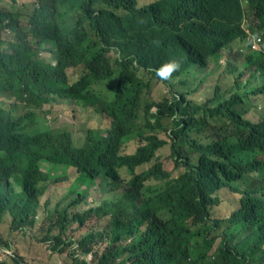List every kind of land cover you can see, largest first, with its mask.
<instances>
[{
  "label": "trees",
  "instance_id": "obj_1",
  "mask_svg": "<svg viewBox=\"0 0 264 264\" xmlns=\"http://www.w3.org/2000/svg\"><path fill=\"white\" fill-rule=\"evenodd\" d=\"M30 4L33 11L26 15L0 7V31L14 33V43L0 47V93L17 101L10 110L0 107V222L8 215L14 231L32 226L39 197L45 185L57 182L60 166L103 177L107 191L114 192L119 168L132 173L165 144L145 133L170 131L171 157L184 172L171 180L155 163L134 175L122 196L75 218L80 225L90 214L110 218L98 238L89 234L81 240L83 252L98 239L107 246L96 264H264V161L259 159L264 156V117L256 124L243 119L238 93H215L203 105L186 97L196 75L205 74L211 63H223L233 44L246 42L250 50L255 42L250 38L257 34L264 43V0ZM247 14L251 21L246 25ZM21 17L26 26H20ZM41 52L50 53L55 65L40 60ZM173 60L180 65L177 82L183 92L151 102L146 93L152 69ZM76 66L84 72L68 85L65 70ZM251 93H264V86ZM64 100L109 115L106 136L88 130L82 147L75 148L66 131L29 124L31 111L17 114L18 106L35 110ZM136 138L146 144L134 155L121 156L124 143ZM223 187L241 195L240 207L227 220L211 219L209 209L218 204L213 195ZM57 227L54 241L62 251L59 220ZM243 227L254 230L232 242L234 231Z\"/></svg>",
  "mask_w": 264,
  "mask_h": 264
},
{
  "label": "rangeland",
  "instance_id": "obj_2",
  "mask_svg": "<svg viewBox=\"0 0 264 264\" xmlns=\"http://www.w3.org/2000/svg\"><path fill=\"white\" fill-rule=\"evenodd\" d=\"M3 8H10L16 2L18 5L30 4L33 0H0ZM154 0H139V5H144ZM33 11V5L30 4L28 14ZM251 21V16L246 15V25ZM247 27V26H246ZM11 35V34H8ZM246 42H236L232 46L231 51H226L222 58L223 63L215 66L213 63L209 65L210 73L205 78V82L199 87V90L191 96V99L196 103H203L213 94L215 87H219L222 93H226L229 89H234L235 84L240 83L241 87L244 86L245 81L249 78V75L257 68L255 63H252L250 68L245 66V60L249 56V51L246 49ZM254 51V50H252ZM110 58H113V53H110ZM47 62H50V57L46 54L42 55ZM226 60L230 62L226 64ZM233 69H235L233 71ZM242 73V76L238 75ZM81 74V68H70L67 70L68 81L73 83ZM201 75L197 76V82L201 79ZM169 87L164 84L156 83L152 86L149 97L154 101H159L165 96H169ZM1 103H7L0 97ZM249 107L250 110L245 114V118L251 122H257L264 115V96L253 97L250 96L245 107ZM38 124H46L51 129L66 130L68 131L74 140L75 145L79 146L82 142L83 134L86 129H100L105 131L110 127V118L104 114L96 113L93 109H83L77 107L68 102L60 104H48L42 107L41 112L38 113V117L35 118ZM161 138H165L164 135H160ZM138 143L136 141L130 142L123 147V154H132L137 148ZM157 160H159L163 169L170 172L171 177H177L182 170H175L170 158L169 145L164 146L156 153ZM150 165L143 166L136 169V173L147 169ZM47 165H42V170L46 171ZM122 186L126 185V182L130 179V175L124 170H119ZM79 175L75 173V170L69 168L66 171L65 178L58 184L47 185L45 194L40 199V209L36 218V224L32 229H27L23 232H11L9 230V220L6 218L0 224V261L6 264H14L11 258L5 256L3 251L7 250L20 257L23 264H72L71 256L77 254L81 257V253L75 244L64 247L62 253L52 252L48 242H43V238L46 236H54L59 233L57 227V221L59 215L64 208L67 207L66 218L67 221L64 226V232L62 239L64 241H72V243L79 241L83 236L89 232L100 233L108 225L107 218L98 220L96 218H89L83 226H79L77 222L71 221V217L75 214L81 215L87 209L97 206L98 202L102 199L110 197L107 194H101L99 190L100 179H95L91 185H82L77 183ZM75 189L78 192L85 194V201L76 206H69L72 199L76 197L75 193H71V189ZM121 191V190H120ZM220 199V204L217 207L212 208L211 216L213 218H227L238 207L239 196L233 195L226 189L220 190L217 193ZM236 225H231L230 229L233 230ZM254 229L250 228H237L234 231L232 242L237 241L244 235H250ZM4 242L9 244V248L6 249L2 246ZM104 244L98 243L93 246L92 253H101ZM86 260L91 264L92 257L88 255Z\"/></svg>",
  "mask_w": 264,
  "mask_h": 264
},
{
  "label": "clouds",
  "instance_id": "obj_3",
  "mask_svg": "<svg viewBox=\"0 0 264 264\" xmlns=\"http://www.w3.org/2000/svg\"><path fill=\"white\" fill-rule=\"evenodd\" d=\"M1 6H2V3H1V1H0V7H1ZM29 8H30V4H29V5H28V4H21V5H18L16 2H14V5H12L10 8H6L5 11H8V12H10V13H16V12L19 11V12L21 13V15H26V14L28 13ZM24 19H25V17H21V18L19 19V24H20L21 27L26 26V23L24 22ZM8 34H11V35H8ZM250 39H251V40H255V42L250 46V50H248V51H249V56L246 58L244 64H245L246 68L249 69L250 66H251V64H252V63H255V64L257 65V68H256V70H255L254 72H252V73L249 75V78L247 79V81H245L243 87H241L240 83L237 82V83L235 84V88H234V89H229V90H227L226 93H222L219 87H215L214 90H213V94H212V96H211L210 98H208V99H207L205 102H203V103H196L195 101H193V100L191 99V96H192L193 94H195V93L199 90V87L205 82V78H206L207 75L210 73L209 70H208V71L206 70V73H205V74H201V73L197 74L196 77H195V81H194L193 83L190 84L189 89H188V90L190 91V93L186 96L187 99H188L189 101H191L192 103H194V104H197V105H203V104L207 103V101H209L210 99H212V98L214 97L215 93H217L218 95H221V96H223V97H229L230 94H232V93H238V94H241L242 97H243V103H242V106H241L242 117H243V119H245V120L251 122L250 120H248L247 118L244 117L245 114L250 110V108H249L248 106L245 107V104H246V102H248L250 96H253V97L262 96V95L264 96V93L257 94V95H254V94L251 93V90H252V89H256V88H258V87H263V86H264V43H262L261 39H259L258 34H257V35H253V36H251ZM0 41H1V45H0L1 50H5V48L7 47V43H8V42H10V43H14V33H13L11 30H8V29H3V30H1V31H0ZM252 50H254V51H252ZM43 54H46V55H48V56L50 57V62H47L44 58H42V55H43ZM39 59L42 60V61H44V62H45L46 64H48V65H51V66H54V65H55V61L53 60L52 55H51L50 53H48V52H41V53L39 54ZM179 66H180V65H179V62L173 60V61H165V62H162V63L158 64L156 67H154V68L152 69V72H153V76H154V77H153V83H152V85L150 86V88L148 89V91H147V93H146V97H147L148 100H150L151 102H154V103H158V102H161L163 99H171L172 96H176V93H177V92H183L182 87H181V86L178 84V82H177V81H178V75H177V72H178V70H179ZM70 68H81V74H80V76L77 78V80L82 76V74H83V72H84L83 66H76V67H69V68H67V69L65 70V75H66V78H67V83H68V85H72V84H74V83L77 81V80H75L73 83H70V82L68 81L67 70L70 69ZM234 70H235V69H233V71H234ZM198 75H201V76H202L201 79L199 80V82H197V76H198ZM241 76H242V73H240V74L238 75V79H239V77H241ZM157 82L160 83V84H164L165 86L169 87L172 91H170L169 96H165V97L161 98L159 101H154V100H152V99L149 97V92H150L152 86L155 85ZM100 88H101V87H96V89H100ZM0 94L2 95V98H3L5 101H7V103H1V101H0V107H1L2 109L10 110V109L12 108V105L15 104V103H17V101L15 100L14 97L7 98L3 93H0ZM63 102H68V103H70V104H73V105H75V106H77V107H80V108H83V109H88V108H90V109H93L96 113L106 115V116H107L108 118H110V120H111V121H110V127H109L108 129H106L105 131H102V130H100V129H86V130L84 131V134H83V138H82V142H81V144H80L79 146H77V145H75V143H74V140H73L72 135H71L68 131H66V130H56V129H51V128H50L48 125H46V124H38V123H37V121L35 120V118L38 117V113L41 112L42 107H43L44 105H48V104H60V103H63ZM29 111H31V112L34 114V116L31 117V118L28 120L29 124L36 125V126H40V127L46 126V127H48L50 130H52V131H66L67 133L70 134L71 139H72V142H73V146H74L75 148H80V147H82L83 142H84V138H85V135H86V132H87L88 130H96V131H100V132H102L103 137H105L107 131L110 130V128H111V124H112V118H111L109 115H107L106 113L99 112V111H97L94 107H83V106L78 105V104H76V103H74V102H72V101H69V100H64V101H59V102H53V103H45V104L41 105V107H40L39 109H35V110H24V109L20 108V106H18V108H17V114H18V115H24L26 112H29ZM156 111H157V107L152 106V108L150 109V113L155 114ZM263 117H264V115L261 117V119H260L259 121H257V122H251V123L256 124V123L260 122V121L262 120ZM145 135H155V136H157V138H158L159 140L164 141L165 144H164L162 147H160L159 149L156 150V152H155V154H154V158H153L149 163H146V164H143V165H141V166L136 167V168L133 170L132 173L129 172V170H128L126 167H121V168H119V169L117 170V173H118L119 178H120V183H119V186L117 187V189H116L114 192H108V191H107V187H106V182H107V181H106V179L103 178V177L89 178V177H87V176L84 175V174L78 173V172L76 171L75 167L69 166V167H67V168H64V167L60 166V172H59L58 176H56V177H57V182H54L53 180H51L49 183H51V184H58V183L62 182L63 179L65 178L66 171H67L69 168H72V169L75 170V173H77V174L79 175V178H78V180H77V183H80V184H82V185H85V184H87V185H91L95 179H100V181H101L100 184H99V190H100V193H101V194H107V195H110V197L104 198V199H102L100 202H98L97 206L87 209V210H86L85 212H83L81 215H78V214L73 215V216L71 217V219H70L71 221H73V222H77V223L79 224V222H78L77 220H75V218H77V217H82V216H83L85 213H87V211H89L90 209H96L97 207L100 206V204H101L104 200H109V199H112V198H115V197H120V196H122L124 190H125V189L127 188V186H128V182L132 179V177H133L134 175H138V174H140V173H142V172H144V171H147V170H148L149 168H151L155 163H160V164H161L162 170L165 171V172H167V173L169 174V179H171V180L177 179V178H178V177L184 172V168H182V167L176 168V167H175V165H174V160H173V158L171 157V149H170V131H167V132H158V131H155V132H146ZM160 135H164L165 138H161ZM133 141H136V142L138 143V146H137V148L135 149V151H134L132 154H123V153H122L123 147H124L126 144H128V143H130V142H133ZM145 144H146V142H145L144 140H139V139H137V138H136V139L129 140V141H127L126 143H124V145L122 146V148H121V152H120V155H121V156H131V155H134L135 152L137 151V149H138L139 147L145 145ZM166 145H169L170 158H171L172 163H173V168H174L175 170H180V169L182 170V172H181L177 177H175V178H172L170 172L164 170V169H163V165H162V163H161L159 160H157V156H156L157 151L160 150V149H162V148H163L164 146H166ZM259 159L262 160V161H264V156H261ZM42 164H43V163H41V165H42ZM146 165H150V166H149L147 169H144V170L140 171L139 173H136V172H135L136 169L141 168V167L146 166ZM120 169H124V170L130 175V179L126 182V185H125L124 187L122 186V179H121V175H120V172H119ZM49 183H48V184H49ZM152 183H154V182H148L147 184H152ZM48 184H47V185H48ZM47 185H45V191H44L43 194L39 197L38 210H37V213H36V215H35V217H34V223H33L32 226H27V227H25V228H22V229H19V230L14 231V230L11 229V226H10V224H11V219H10V217H9L8 215H6V216H4V217L2 218L0 224L4 221V219L7 218V219L9 220V230H10L11 232H23V233H25L27 229H32V228L35 226V224H36V218H37V215H38V212H39V209H40V199H41V197L45 194V192H46V190H47ZM223 189H226L228 192H230V193L233 194V195H238V196H239L238 207H237V209H236L235 211H233V212H232L227 218H224V219H223V218H213V217L211 216V210H212V208L219 206V204H220V199L218 198L217 193H218L220 190H223ZM120 190H121V191H120ZM70 192H71V193H75V194H76V197H75L74 199H72V201H71V203L69 204V206H76V205L81 204L82 202L85 201V194H84L83 192H78V191H76L74 188L71 189ZM213 196H214L215 198L218 199V204L215 205V206H212V207L209 209V214H210V218H211V219H215V220H227V219H228V218H229L234 212H236V211L239 209V207H240V199H241V195L238 194V193L231 192V191H230L228 188H226V187H223V188H220L219 190H217ZM66 212H67V207L64 208L63 211H62V212L60 213V215H59V223H60V228H61L60 239H61V241H62L61 244L63 245V250H62V251H59V250H60L59 246H56V245H55L54 238L56 237V235H54V236H46V237L43 238L42 241H43V242H48V243H49V246H50V249L52 250V252H57V253H62V252L64 251V247L71 246L72 244H75V245L77 246L78 250H79L80 253H81V257H78L77 254H73V255L71 256V258H72V264H76L77 262H78V263L89 264V263L87 262V260H86V257H87L88 255H91V257H92L91 264H96V263H97V259H98V257H100L101 254L104 252V250H105V248H106V246H107V242H106V241H105V242H102V241H99L98 239H96V240H94L93 242H91L90 244H86V245H85V249H89V251L86 252V253L83 252V248L81 247L80 242H81V240H82L83 238H85V237H86L87 235H89V234H94V235L96 236V238H98L99 235L103 234L104 231L107 230L108 227H109V223H110V218H109V216H106V217H103V218H97L95 215L90 214V215L87 217V220H88L89 218H96V219H98V220H102V219L107 218V220H108V225H107V227L104 228L100 233L89 232V233H87L85 236H83L79 241L72 243V241H64V239H62L63 232H64V226H65V223H66V221H67V218H66ZM79 226H83V225H80V224H79ZM128 242H129V241H127V243H128ZM98 243H102V244L105 245L104 248H103V250H102V252H101V253H97V252H96V253H92V251H93V246L96 245V244H98ZM120 244L124 245L125 243H124V242H121ZM2 246L5 247L6 249L9 248V244H8L7 242H4V243L2 244ZM115 246H116V245H115ZM3 254H4L5 256L10 257V258H11V261H12L14 264H23L22 259H21L20 257L16 256V255H12V253H11L10 251L5 250V251H3ZM0 264H6V263L0 261Z\"/></svg>",
  "mask_w": 264,
  "mask_h": 264
}]
</instances>
